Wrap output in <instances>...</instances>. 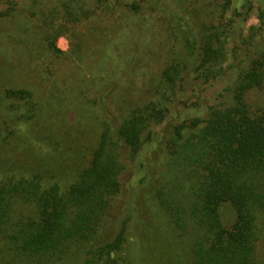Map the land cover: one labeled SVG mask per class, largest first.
<instances>
[{"label":"trees","instance_id":"1","mask_svg":"<svg viewBox=\"0 0 264 264\" xmlns=\"http://www.w3.org/2000/svg\"><path fill=\"white\" fill-rule=\"evenodd\" d=\"M15 1L12 26L0 31L7 39L0 52L12 49L8 64L0 58V264H264V0H241L234 10L232 0ZM253 7L262 23L245 28ZM111 10L117 13L108 19ZM151 11L167 34L159 77L140 102L124 97L114 122H101L97 145L69 176L48 167L41 152L9 151L19 130H33L45 82L40 73L35 82L18 75L21 48L31 43L35 60L61 52L44 28L53 25L36 32V17L63 13L66 21L89 22L83 43L92 59L82 65L93 70L98 91L120 83L109 64L129 74L120 46L128 41L132 57L143 49ZM39 64L51 74L49 63ZM217 83L216 103L179 111L180 98ZM164 121L156 153L168 158L148 181L154 207L135 220L128 242L125 221L119 225L112 212L128 166L153 140L149 127ZM228 204L230 224L222 214Z\"/></svg>","mask_w":264,"mask_h":264},{"label":"rangeland","instance_id":"2","mask_svg":"<svg viewBox=\"0 0 264 264\" xmlns=\"http://www.w3.org/2000/svg\"><path fill=\"white\" fill-rule=\"evenodd\" d=\"M27 1L23 0V3H27ZM19 5L15 0H0V31H7L12 26L13 16L10 14ZM240 5L241 0H232L231 10L240 8ZM60 9L62 12L63 7L60 6ZM115 11L113 13L111 10L106 17L110 19L114 14L116 15L117 11ZM105 13L108 11L106 10ZM148 13L152 15L153 19H150L151 30L146 31L147 34L143 37V42L146 43L143 49L138 50L136 55L132 57L130 52L133 47H129L128 41L123 44L125 47L120 46L121 50H126L127 53L123 62L129 74L123 76L121 68L118 70L114 65L109 64L107 66L108 73L120 79V83L116 84L114 80L108 81L102 85V90L98 91L92 89L94 88V85L91 84V79L94 76L93 70L82 65L83 61L89 63L92 59V53L83 43V40H86L84 35L88 33L90 27L89 22L84 21L78 25L72 21H66L63 13L56 16L50 15L47 18L46 14L39 18L36 17V20L32 22L36 32L48 21L53 25L51 28H44L50 38L55 35V45L61 52L60 54L40 53L41 57L35 60L32 56L34 47L31 43L21 48L22 56L25 59L20 57L24 63L22 62V65L18 67V75L22 77L23 81L35 82L37 73H40L42 77H45V82L44 84L40 82L39 91L42 102L39 115L32 123L33 130L30 132L24 129L19 130V134L13 137V141L10 143L9 151L23 152V148H27L26 150L32 153L41 152L48 167L58 170L63 177L69 176V170L77 168L83 160V156L89 155L91 149L97 145L101 122L104 119L114 122V115L121 111L119 104L124 97L132 103L140 102L139 97L144 94L147 95L144 92L146 87L152 85L155 77H159V72L165 62L164 51L167 34L163 30L162 22L156 16L154 17V11ZM248 13L244 21L245 28L251 25L259 27L262 21L258 17L256 7H253ZM126 17L121 18L124 25L130 21V19L126 20ZM117 32L118 29L115 30L116 34ZM0 39L2 42L7 41L4 37H0ZM37 44L39 45L38 41ZM25 48L28 49L24 50ZM0 55V58L4 57L2 58L4 63L8 64L9 61L5 59L12 58V49L5 46ZM43 60L45 65L49 63L48 71L51 72L49 75L42 73V65L39 64V61L43 62ZM132 78H136L134 83H131ZM205 85L207 86L202 92H190L186 97L180 98L181 104L177 108L182 114H193L197 109H202L218 101L219 90L222 88L221 84ZM53 89H55L54 93H52ZM97 97H103L102 101L93 102ZM196 100L203 101V104L197 107ZM165 121L154 123L149 127L147 135L153 140L142 151L141 155L128 166L124 175L125 189L112 212L119 225L125 221L128 227V242L134 239L131 229L135 220L140 215H149V210L154 207L152 191L155 184L148 181L153 179L155 171L162 170V162L168 158L164 151L158 156L159 153L156 151L159 147L155 141L163 124L166 123ZM225 207L222 210L223 219L224 222L230 224L234 215L233 208L229 204ZM136 230L137 244L144 247L147 244L146 239L142 232L138 233V228ZM261 245L264 250V240H262Z\"/></svg>","mask_w":264,"mask_h":264}]
</instances>
